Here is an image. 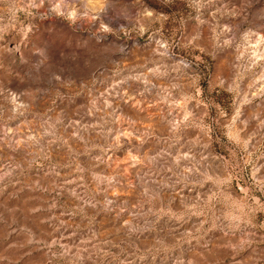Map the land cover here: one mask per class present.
Listing matches in <instances>:
<instances>
[{
    "label": "rangeland",
    "instance_id": "374dc122",
    "mask_svg": "<svg viewBox=\"0 0 264 264\" xmlns=\"http://www.w3.org/2000/svg\"><path fill=\"white\" fill-rule=\"evenodd\" d=\"M0 264H264V0H0Z\"/></svg>",
    "mask_w": 264,
    "mask_h": 264
}]
</instances>
